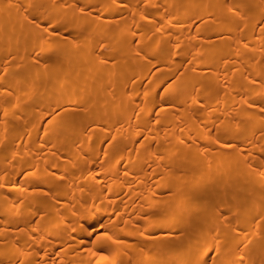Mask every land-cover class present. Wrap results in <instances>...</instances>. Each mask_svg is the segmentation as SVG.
<instances>
[{
	"label": "bare ground",
	"instance_id": "1",
	"mask_svg": "<svg viewBox=\"0 0 264 264\" xmlns=\"http://www.w3.org/2000/svg\"><path fill=\"white\" fill-rule=\"evenodd\" d=\"M0 264H264V0H0Z\"/></svg>",
	"mask_w": 264,
	"mask_h": 264
}]
</instances>
